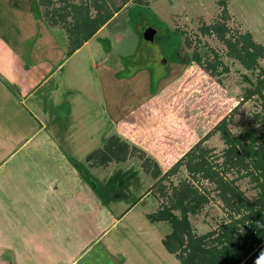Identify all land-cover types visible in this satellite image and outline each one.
<instances>
[{"label":"rangeland","instance_id":"374dc122","mask_svg":"<svg viewBox=\"0 0 264 264\" xmlns=\"http://www.w3.org/2000/svg\"><path fill=\"white\" fill-rule=\"evenodd\" d=\"M92 2L83 3L90 5ZM37 4L42 21L48 25L53 16L49 18L46 11L63 12L68 4L73 3L68 0H37ZM110 4L114 7L112 2ZM118 4L122 7L124 1H117ZM4 5V0H0V17ZM60 21L61 24L68 22L67 19ZM147 25L157 30L154 43L143 36ZM17 26V18H11L9 24L4 25L1 17L0 33L10 38L15 51L20 52L21 46L30 49L31 45L39 43V38L31 44L30 40H23V37L30 36L27 30L20 39ZM217 27L227 30L220 33L216 31ZM54 36L58 46L67 44L65 31L57 29ZM248 36H251V42L264 48V0H136L116 21L93 38L90 45L67 61L53 81L39 87L33 98L31 96L24 103L12 100L8 111L0 113V122L10 135L9 144L0 149V154L5 153L2 155L5 158H0V257L3 255L7 260L12 257L11 249H19L18 258L23 260L22 264H72L74 261L79 264L88 255L102 257L100 249L104 250L103 245L114 249L123 235L130 233L128 249L131 259L137 264H159L163 255L160 252L159 257L153 251L155 248L151 249L152 242L148 241L152 239L148 235L153 220L146 217L148 221L140 224L137 217L147 209L140 205L135 211L130 208L141 197L133 190H137L139 185H143L141 188L145 192L151 191L152 200L158 204V209L148 212L170 205L169 209H163L164 213L174 212L183 219L178 222V231L183 233V247L178 250L183 264H214L216 256L207 260L198 257L195 250L202 248L208 253L228 247L232 240L237 242L234 251L243 256L249 248L247 230L251 217H248V206L256 201L264 203V190L260 186L264 178L255 180L259 171L254 167L255 161L246 157L245 152L246 165L227 158L228 146L220 131L205 139L194 155L175 168L178 161H159L158 153L147 147V151H141L124 135L116 136L128 144V149L122 146V150L108 163L99 166L87 157L102 148L104 140L116 133V126L110 119L114 112L123 107V111L131 113L147 97L160 91L161 86V95L151 104L154 106L152 118L170 125V128L175 126L173 131L177 136L184 135L181 128L186 131L187 140L180 154L201 142L226 117L228 129L235 137L260 128L264 123L261 98L255 95L243 104L242 100L253 88L249 79L255 84L257 78H263L264 58L259 59L260 67L250 71L234 56L245 43L250 44ZM233 44L238 48L234 54ZM41 51L38 50L35 56L46 59V47H42ZM63 52L60 62L64 60L66 51ZM25 57L24 61L28 63L38 60L36 57L29 59L28 54ZM0 78L6 79V84L10 83L11 90L17 89L11 84L9 76L3 78L0 75ZM167 79L169 86L164 81ZM51 94L54 96L51 97ZM67 105L71 109V121L67 120ZM236 107L239 108L234 113ZM185 124L186 127L183 126ZM68 131L72 133V139L60 147L69 161L76 164V170L84 180L83 193L87 196L84 201L90 203L91 209L79 208L70 217L65 198L56 203L50 201L49 208L44 209L47 210L45 213L52 215V211H59L62 217H68L66 220L62 218L58 226H53V216L46 217L40 203L36 202L44 185L37 190L28 189L37 187V181L47 180L40 177L38 168L33 164L36 165L35 159L38 163V156L44 161L43 158L54 153V145L48 138L60 140ZM40 139L46 142L43 150L38 147ZM6 153L14 155L10 161H6ZM50 160L51 157L45 161ZM157 166L161 170L158 178ZM135 168L141 171L140 178L135 177ZM170 170L173 171L169 176H164ZM218 175L227 185L233 184L235 191L242 193L241 199L236 197L234 202H230L234 198L231 194L226 199L222 196L215 181ZM192 188L196 191L192 197L197 200L196 208L189 202V197L184 198L177 191L183 190L187 194L189 191L191 197ZM94 201L100 205L96 209ZM129 210L130 213L134 211L131 217H128L130 214L125 215ZM41 216L48 221L41 220ZM98 216L100 227L97 226ZM114 217L124 218L122 223L111 229L103 242L99 240L94 244L96 234L105 225L111 224L112 227ZM132 218L135 219L134 225L130 223ZM234 221L239 225L232 233L230 223ZM171 226L166 225L167 233H170ZM137 230L145 236L139 237ZM174 239L177 240V237ZM2 245L7 248L3 249ZM154 245L160 249L155 242ZM35 249L38 251L35 252ZM244 259V262L253 260L261 264L264 251L255 246L250 256ZM216 262L219 263L218 260ZM93 264L98 263L93 261Z\"/></svg>","mask_w":264,"mask_h":264},{"label":"crops","instance_id":"0c3cea01","mask_svg":"<svg viewBox=\"0 0 264 264\" xmlns=\"http://www.w3.org/2000/svg\"><path fill=\"white\" fill-rule=\"evenodd\" d=\"M68 1L69 3L71 2L73 3L72 5L68 4V8L65 9L66 18L68 22L61 24V21L59 20L57 22L51 20V24L46 25L44 24V21H42V18L40 16L41 13L37 4V0H4L5 5L3 6V13H2L3 24L8 25L11 18H17L18 26L16 28V31L19 30V32L18 31L17 32L21 33L20 39H22V37L24 36L23 35L24 31L27 30L29 31L30 36L23 37V40L26 39L30 40L31 41L30 44L35 42L34 40L35 38L36 39L39 38L40 41L39 43H34L36 49H34L35 47L34 45H31L30 49L29 47L24 48V46L23 47L21 46L19 47L20 49L19 52V51H15V47H12L10 38L0 33V75L3 78H5L6 75L9 76V79L11 80V84L17 87V89L11 90V88L9 87L10 83L6 84V79L4 80L0 78V113L5 112V110L8 109L9 104L11 103L12 100H16L18 103H24L31 96L33 98L37 94L39 87H41L45 83L48 84V82L53 81L55 75L60 71V69H62L61 67H63L67 61L73 59L77 54H79L83 49H85L86 46L90 45L93 38H95L99 33H101L107 27H109L114 21H116V19H118L124 11L128 10L132 6V4L135 3L136 0H131L129 1L128 4L123 5L122 7L120 6V4H118L117 7L120 9L118 13L115 12L114 7L110 4L112 1L104 0V2L106 1L105 3H107V5L109 6L108 7L109 10L115 12L114 17L106 25H104L93 38L85 42L80 49L75 51V53L71 57L67 56V50L69 44V34L67 33L69 31L67 30V28L70 26L73 27L75 25V22L72 19L74 17L73 6H78V7L82 6V4H84L83 2L88 0H79L80 2H76L77 0H68ZM97 1L100 2L101 0H97ZM117 1L120 2L121 0H116V2ZM5 8H7V10H5ZM89 11L90 14L93 16H95L99 12V10L95 7H91L90 10H88V13ZM1 17H0V21H1ZM70 18L72 19V23L70 21L71 20ZM57 29L61 31H65L68 38L66 45L58 46L57 39L54 36V31ZM44 46L47 49L46 59H44V57L39 58L40 56L36 57L35 56L37 55L36 52L38 50L42 52L41 50L42 47ZM63 50L66 51L64 60L62 59L60 62L61 55H64L62 54ZM26 54H28L29 59L36 57L38 58V60L35 59L36 61L33 63L26 62L24 61V59L27 58L25 57ZM168 79L164 80L165 83L167 82V85L170 80ZM167 85L164 84L163 86L166 88ZM161 90H163L162 86L160 88V91H158L156 94H151L149 97H147L146 101H144L143 104L138 106L136 109L132 110L131 113L130 112L127 113L126 111H123L125 110V108L123 107L120 109L119 112H114V116H111L110 119L112 123L116 126L117 131L116 133L114 132V134L112 135H119L120 137L124 135V137L130 139L133 146H137L143 152L147 151L146 147L155 151V153H158L159 155V157L157 158L159 161L176 162L181 160L190 151L189 149L185 153L180 154L182 145L187 140L185 137L187 133L185 130L181 128L180 130L183 132L184 135L177 136L173 131L176 130L175 126L170 128V125L168 124L164 125L162 121L153 120L152 117L154 114V109H153L154 106L152 107L151 104H153V101H155L161 95ZM53 96L54 95L51 94V97ZM22 97H23V101H21ZM68 110L69 112H66L67 120L71 121L70 106L68 107ZM105 112L108 113L107 110ZM130 114L131 116H129ZM144 120L146 121L145 123L142 122ZM69 126L72 125L70 124ZM183 126L186 127V124ZM4 128H5L4 125L0 122V149H5V145H8L10 142V135L7 134L8 132L5 131ZM42 128L44 129V127ZM66 128L68 127H64V129ZM171 134H174L173 135L174 137H170ZM160 137L164 138L165 141L160 139ZM170 138H174V140L171 141ZM48 139L51 140L52 145H54L53 147L54 153L49 154V156L47 155L48 158L51 157L50 162L45 161L48 158H43L44 161H41L38 156V163H37V159H35L36 165L33 164V166H36V168H38L37 171H39L40 177L42 176L47 180L37 181V184H35L37 185V187H34L32 189L29 187L28 191L37 190L38 188H42V185H44V187L42 188V192L39 191L40 194L36 201L40 203V209L42 210L43 214L47 211L44 209L49 208L48 204L50 203V201L56 203L60 200H63V198H65V204L69 206L68 214L70 215V217L74 216L77 212L76 210L79 208H82L83 210L86 211L87 210L90 211L89 210L91 209L90 203H85L84 201V198L87 197L86 194L83 193L84 188L82 185L84 180L80 178L81 176L76 170V166L69 161L66 154L62 151L63 150L62 147H60L61 145L63 146L67 145V141L72 139V133L68 131L66 136H62L60 140L59 139L55 140L54 138L53 139L48 138ZM62 139L65 140L63 141ZM106 140H104L103 142L104 144ZM39 141L40 144H38L39 145L38 147L39 149L41 148L40 150H43L42 146L46 142L43 139H40ZM28 143L29 142H27L26 144ZM3 154L5 155V153L0 154V158L1 157L5 158L2 156ZM6 155L8 156L6 157L7 158L6 161L8 160L10 161L14 156V155H10L9 153H6ZM39 155L43 157L42 154ZM160 165L162 166L164 165V167H166L165 164H160ZM133 170L135 177L140 178L142 176L139 168H135ZM72 186H74V188H72ZM141 187H143V185L141 186L139 185V187L137 186L138 188L137 190L133 189L134 192L136 191L138 192L136 195L140 194L141 197L138 195L139 198L136 199L138 203L131 204L130 208L135 211V209L138 208V206L140 205L142 206L143 209H147V211L144 210L143 213L140 212L138 215L139 218L137 217V220L140 219L139 222L140 224L141 223L145 224L148 221L146 217L150 221L153 220V225L151 226L150 229L151 231L149 233L150 235H148L152 239H148V241L152 242L153 247L151 249L155 248L153 249V251L156 252L157 255H159L160 252H161V256L163 255L162 260L160 261L159 264H163V263L183 264L182 262H184V260L180 258L179 256L180 252H178V250L182 249L183 247L181 246V243L183 242V233L178 231L180 227V224L178 222L183 221V219H181L180 216H177V214H175L174 212L173 214L169 213L168 215L164 213L163 209L165 208L169 209L170 205L169 206L165 205L162 210L148 212V210H156L155 208L158 209V204L154 202V200H152L153 199L152 192L150 191L149 193H147L145 192V189L143 190ZM139 190H142V192ZM78 196H80V198H78ZM88 200L90 201L92 199L89 198ZM88 200L87 202H89ZM95 202L96 201H94V203ZM99 202L102 204L101 200ZM99 202L95 203L94 208L100 206L98 204ZM70 205L72 207H70ZM134 211L130 213L129 210L125 213V215L130 214L128 215V217H131ZM45 215L46 217L53 216L52 220L54 221L51 220V223L53 224L50 223L53 226L56 225L58 226V224H60L63 221V219L66 220L68 218V217H62V214H60L59 211L56 212L52 211V215H49L48 213H45ZM172 216H174L175 219H173ZM41 217H40L41 220L44 221L46 220L44 219V216ZM123 218L116 219L114 217L113 218L114 224L112 225V227L111 224H109L108 226L105 225L102 228V230H100L99 233L96 234L95 236L96 241L94 242V244L98 243L99 240L103 242L106 236L111 231V229L117 226L119 223H122ZM134 220L135 219L131 220L130 222L131 225H134L135 223ZM97 222H99L97 226L100 227L99 216L97 218ZM168 224L172 225L170 233H167L166 231L167 229H165L166 225ZM133 230H134V226H133ZM140 231L144 232V230H140ZM136 232L139 235V237L141 236V238L145 236V234L143 233L140 234L138 230ZM175 236L177 237V240L174 239ZM130 240H131V234L130 233L124 234L122 237V241L120 243H116L118 244L116 248L111 249L109 245H103L104 250L100 249V251L102 252V257L96 254H93V256L88 255L87 258L81 260L79 264H93V261H96L98 264H137L136 262H134V259H131L130 251L128 249V243L130 242ZM154 242L160 246V249H157V246L154 245ZM1 247L3 249L7 248L5 247V245H2ZM90 248L91 246L88 248V250ZM11 250H12L11 252H13L12 257L6 260L2 255L0 257V264L23 263V260H19L18 258L19 257L18 254H20L19 249H11ZM34 251L37 252L38 250L35 249ZM201 252H203L202 249L195 250L196 255H199ZM75 263L76 261L72 262V264Z\"/></svg>","mask_w":264,"mask_h":264},{"label":"trees","instance_id":"16d2710c","mask_svg":"<svg viewBox=\"0 0 264 264\" xmlns=\"http://www.w3.org/2000/svg\"><path fill=\"white\" fill-rule=\"evenodd\" d=\"M93 2L90 3V5H87V3L82 4V6H73V12H74V22L75 25L72 27H68L67 30L69 31V44H68V50H67V56L71 57L75 51L80 49L83 44L87 41H89L91 38H93L97 32L106 25L113 17L115 12H119L120 9L116 5V0H112V4L114 5L115 12L109 10L107 3L102 2L98 3L97 0H92ZM124 1V5L128 4L131 0H121ZM91 7H95L99 10L98 14L95 16L90 14V11L88 13V10H90ZM52 11V10H51ZM62 10H58L55 12H49L46 11V15L52 17V21L57 22L60 20H66V10L61 12ZM62 14H61V13ZM54 13V14H53ZM53 14V15H52ZM51 15V16H50ZM59 20V21H60ZM66 23V22H65ZM218 32H226V28L217 27L215 28ZM220 32V33H221ZM251 36H248L247 39H249L250 44L243 45L241 49L237 53L234 54V50H238L237 46H234L233 44V54L234 56L238 57V60L240 63L250 71H254L257 67H260L259 59L264 58V48L255 42H251L250 39ZM243 51V52H242ZM263 73V78H257L256 83L254 84L252 80L249 79V81L252 83L253 88L250 89L245 97L243 98L242 104L246 101V99L250 100L255 95H258L262 100V112H264V69L261 70ZM239 107H236L233 111L234 113L238 110ZM226 117L224 120H222L216 127H214L207 136L201 140L197 145H195L181 160H179L173 168L180 165L185 161V159L189 158L190 156L194 155L195 151L198 149V147L205 141V139H208L211 137L214 133L217 131H220L223 134L224 140L227 148V158L232 159L236 161L237 164H245L247 162L246 157H250L253 159L254 167L256 170L259 171L258 176L255 178V180L260 181L261 177L264 178V123L261 124L260 128L253 129L247 133L241 134L238 137L233 136V134L228 129V123ZM119 136H110L102 148L95 150L93 153H91L87 159H90L91 161H94L96 164L101 165L103 163H108L112 158L115 157L116 154H118L122 149V146L124 149H128V144L126 142H122L118 138ZM116 140V142L114 141ZM120 142V143H119ZM248 143V144H247ZM247 144V145H246ZM244 152L246 153V157L244 156ZM118 159V158H117ZM247 164V163H246ZM245 164V165H246ZM76 166V164H75ZM248 167V166H246ZM172 168V169H173ZM170 170L164 174V176H169V173H171ZM161 170L159 166H157V173L156 177H160ZM215 181L218 182V187L221 189L222 196L227 198L228 194L232 195L234 197L233 199H230V202H234L235 198L238 197V199H241L242 193L235 191V187L233 184L229 183L227 185L226 182H224L223 178L218 175V178L215 179ZM261 189L264 190V183L260 184ZM193 189L192 196H189L187 192H183V190H177L178 193L183 196L184 198L189 197L191 204L196 208L198 207V203L195 202L197 200H194L193 194L196 193L195 189ZM228 190H231V192H227ZM235 192V193H234ZM229 200V199H228ZM138 203L137 200H135L134 204ZM248 217L250 220V225L247 230V236L249 240V248L245 250L244 255L237 254L238 252L234 251L235 246H237V242H230L228 244V247L221 248L219 250L213 249L209 251L208 253L203 250L198 257H205L207 260L214 259L216 256L219 263H217L215 260L214 264H257L253 260H247L248 262H244V258L250 256V252H252V249L255 246H259V248H262V251H264V203L260 204V202L256 201L252 205L248 206ZM173 219L174 216H172ZM240 221V220H239ZM237 222V221H236ZM235 221L231 225V231L234 233V229L238 228V225ZM239 223V222H238ZM182 232V231H180ZM176 233V232H175ZM174 233V234H175ZM237 240V239H236ZM210 256L212 258L208 259ZM186 260V259H185ZM206 260V261H207ZM187 263V261H185Z\"/></svg>","mask_w":264,"mask_h":264},{"label":"water","instance_id":"95a60500","mask_svg":"<svg viewBox=\"0 0 264 264\" xmlns=\"http://www.w3.org/2000/svg\"><path fill=\"white\" fill-rule=\"evenodd\" d=\"M156 35H157V30L151 27L150 25H147L143 29V36L148 41H151L154 43Z\"/></svg>","mask_w":264,"mask_h":264},{"label":"clouds","instance_id":"9594fccd","mask_svg":"<svg viewBox=\"0 0 264 264\" xmlns=\"http://www.w3.org/2000/svg\"><path fill=\"white\" fill-rule=\"evenodd\" d=\"M261 264H264V259H262Z\"/></svg>","mask_w":264,"mask_h":264}]
</instances>
